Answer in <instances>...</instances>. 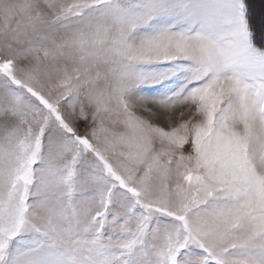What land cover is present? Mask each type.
Wrapping results in <instances>:
<instances>
[{
    "label": "snow or ice",
    "instance_id": "snow-or-ice-1",
    "mask_svg": "<svg viewBox=\"0 0 264 264\" xmlns=\"http://www.w3.org/2000/svg\"><path fill=\"white\" fill-rule=\"evenodd\" d=\"M0 264H264V10L0 0Z\"/></svg>",
    "mask_w": 264,
    "mask_h": 264
},
{
    "label": "trees",
    "instance_id": "trees-1",
    "mask_svg": "<svg viewBox=\"0 0 264 264\" xmlns=\"http://www.w3.org/2000/svg\"><path fill=\"white\" fill-rule=\"evenodd\" d=\"M256 0H251V15L254 19V21L258 24L259 23V19L260 17L257 16L258 15V12L257 10L255 9L256 8V3H255ZM253 3V4H252ZM255 6V7H254ZM259 17V19H257Z\"/></svg>",
    "mask_w": 264,
    "mask_h": 264
},
{
    "label": "rangeland",
    "instance_id": "rangeland-1",
    "mask_svg": "<svg viewBox=\"0 0 264 264\" xmlns=\"http://www.w3.org/2000/svg\"><path fill=\"white\" fill-rule=\"evenodd\" d=\"M255 3H256V10H257V12H258V15L257 16H259L260 17V15H261V11L262 10H264V0H256L255 1ZM253 4V3H252ZM252 6V5H251ZM255 7V6H254ZM259 17L257 18V19H259Z\"/></svg>",
    "mask_w": 264,
    "mask_h": 264
}]
</instances>
